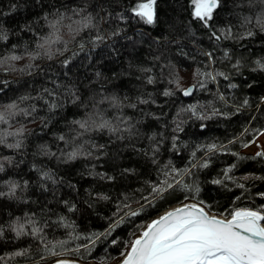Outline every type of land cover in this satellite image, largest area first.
I'll return each instance as SVG.
<instances>
[{"label":"trees","instance_id":"1","mask_svg":"<svg viewBox=\"0 0 264 264\" xmlns=\"http://www.w3.org/2000/svg\"><path fill=\"white\" fill-rule=\"evenodd\" d=\"M132 3L133 0H0V25L7 33V39H0V60L12 54L22 57L0 64V112L8 120L7 124L0 123V130L24 128L22 137L8 138L9 143L21 139L22 149L16 151L0 145V157H14L13 164H6L5 171L0 173V191H7L4 182L23 184L28 181L26 188L17 190L16 199L0 198V222L11 223L19 217L26 223L27 216L35 214L34 219L40 226L49 225L45 227L48 240L79 236L70 240L68 247L88 244L87 251L81 247L79 254H72L85 263L90 260L95 264L115 263L121 259L120 253L128 241L133 239V233H138L145 222L161 210L187 201L184 197L188 194L182 187L165 193L162 199H153L150 195L151 184L163 179L160 169L169 162L177 169L189 170L190 174L177 179H182L183 184L198 186L197 199L212 205L211 212L227 216L226 209L264 206V197L260 195L264 193V158L241 152L243 145L250 143L264 128V70L257 63L264 64V35L258 34L252 39H239L234 35L217 41L211 38L209 29L190 15V0H158L157 22L147 25L130 14L128 9ZM100 4H104L112 16L107 22L99 21V31L82 28L73 38L66 28H61L66 51L64 43L53 44L52 59L42 51L37 59L29 58L28 53L36 51L40 37L51 31L42 19L46 13L58 9L72 15L70 8L86 6L85 15L104 16L105 9L98 7ZM259 10V7L250 10L247 6L233 8L229 0L228 5L219 10L213 27L218 34L227 25L232 26L233 33L242 32L236 13L242 17ZM4 13L7 15H2ZM118 14H123L125 19L120 20ZM25 25L31 31L25 30ZM117 29L119 34L113 35ZM97 35L104 39L95 40ZM209 52L212 60L205 55ZM157 56L161 59H155ZM142 68L151 71L141 72ZM197 69L201 73L223 72L229 79L217 76L213 81L206 75L197 77L194 75ZM184 72H192L190 83L196 85L190 96L183 95V86L169 83L173 73L184 84L192 80L182 78ZM148 76L153 77L155 83L148 84ZM203 76L207 82L201 88L199 78ZM230 84L237 87L232 88ZM70 89L78 92L83 103H88L93 93L97 100L103 95L117 94L127 95L134 102L137 96L143 95L155 103L139 105L143 112L124 110L134 122L140 121L138 138L110 145L99 159L81 157L65 164L40 154L39 149L46 145L59 155L61 149L69 147L58 137L64 135L71 139L74 126L70 122L81 119L84 111L70 102ZM165 90L173 95L163 96ZM220 94L224 100L219 99ZM22 97L28 99L22 101ZM12 102L19 108L35 106L36 111L27 117L23 114L9 116L5 106ZM53 104L57 107H51ZM190 105L202 106L198 111L206 114H210L211 105L229 115L197 120L182 111ZM13 111L19 112V109ZM152 114L160 119H154ZM45 122L47 127H44ZM177 123L183 131L173 132ZM201 124L205 127L201 128ZM153 133L157 134V140H161L159 134L163 133L156 164L133 148L134 145L149 149L152 142L148 137ZM173 135L178 138L175 149L172 148ZM90 138L98 144L108 141L107 134L92 133ZM213 143L217 150L208 152L206 146ZM221 145L225 146L218 149ZM205 161L208 162L206 168L200 166ZM125 169L132 171L125 172ZM43 172H49L55 183L44 178ZM215 180L222 183L215 184ZM144 197L152 200L151 206ZM141 204L144 208L138 216L126 215L139 209ZM72 206L74 210L70 211ZM117 221L121 222L113 228ZM64 224L71 227L65 228ZM89 237L95 240L94 244ZM38 247L42 249L43 245L33 238H15L14 233L6 231L0 239V264L38 261ZM24 250H27L26 255H14ZM44 255L46 258L41 261L49 262L52 257Z\"/></svg>","mask_w":264,"mask_h":264},{"label":"snow or ice","instance_id":"2","mask_svg":"<svg viewBox=\"0 0 264 264\" xmlns=\"http://www.w3.org/2000/svg\"><path fill=\"white\" fill-rule=\"evenodd\" d=\"M229 0H190L192 11L190 15L201 25L210 30L211 38L219 41L222 38H232L234 35L239 39H252L258 34L264 35V0H231L233 8H240L247 6L250 10L259 7V12H253L251 15L239 17V27L243 29L242 32L233 33L231 25H227L220 29L218 34L217 30L213 27V22L219 13V10L228 5ZM157 4L158 0H133V3L129 5V12L134 17L147 25H154L157 22ZM15 8L16 6L13 5ZM98 7L105 9L104 16H100L97 13L93 16L91 13L86 15V6L78 8H70L69 11L72 15H66L60 12L58 9L51 14L46 13L43 16V21L47 27L51 30L47 36L40 37L39 43L36 45V51L29 52L30 59L35 60L41 54V51L49 59L53 58L54 53L51 51L53 44L64 43V50H67L66 42H63L61 28H66L70 35H78L81 29L96 28L99 31V21L103 20L107 22L111 19L112 13L106 10L104 4L98 5ZM2 15H7L4 13ZM51 17V18H50ZM73 17H81L80 19H73ZM120 20H124L123 14H118ZM95 21V23H94ZM25 30L31 31L28 25L24 26ZM120 32L117 29L113 35H118ZM0 39H7V33L3 31V26L0 25ZM104 37L97 35L95 40H103ZM83 47V45H81ZM59 54H63L59 49ZM209 60L213 59L212 53H206ZM227 55V53H226ZM22 59L21 56L12 54L0 60V64L7 63V61H16ZM155 59H161V56L155 57ZM68 63L67 60L64 61ZM259 67L264 70V64L257 62ZM29 68L32 65H28ZM141 72H150L151 69L142 68ZM199 77L206 75L211 80H215L217 76L223 77L228 80L229 77L223 72H216L215 74L201 73L199 69L194 73ZM100 76V73H97ZM147 83H155L153 77H147ZM169 83H176L179 86V79L173 73V79ZM201 88L205 85L203 82L199 83ZM232 88L237 87L235 84L229 85ZM252 85L250 84L249 87ZM193 85L190 88L181 89L184 96H190L193 92ZM48 92V89L44 90ZM103 91V89H101ZM51 94V93H49ZM173 93L170 90H165L163 96H171ZM70 102L73 105H77L84 109L81 119H73L70 123L74 126L73 136L71 139H66L64 135H60L58 139L64 141L67 149H61L59 155L56 152H51L46 145H41L39 152L42 155L48 157H54L59 163H70L77 159L92 158L99 159L102 155L106 154L108 147L117 142L131 141L134 137H139L141 133L137 128V124L140 121H135L132 116L125 115V109L139 110V105L155 103L154 100L145 99L143 95L137 96L135 101L132 102L131 98L127 95L123 97L117 94L103 95L101 99H96V93L89 98L88 103L81 101L80 95L74 89H70L68 92ZM150 96V94H149ZM28 97H22L21 100H26ZM220 100H224L223 94L219 95ZM264 100V98H262ZM248 103L247 100L244 101ZM91 105V108H89ZM106 105V107H105ZM9 116L15 117L17 114H23L24 116H31L36 111L35 106L30 108H19L16 102H12L5 106ZM51 107H57L53 104ZM202 106L190 105L184 112H188L197 120H208L215 116H222L227 118L229 113L222 112L221 110L212 107L210 114L198 111V108ZM19 109V112L13 111ZM154 119H160L159 116L152 114ZM0 123L7 124L8 120L5 114L0 112ZM44 127H47L45 122ZM201 128L205 125L201 124ZM183 131L180 123L176 124L173 132ZM247 131V129H245ZM107 134V143L98 144L94 139H91V134ZM24 134V128H18L15 131L0 130V145L7 147L8 149L19 151L24 147L21 139H15L14 142L9 143V137H22ZM161 140H157L156 133L148 139L152 142L149 149L133 148L135 151L140 152L151 163L156 164V156L160 151V145L163 142V133L159 134ZM259 135H264V132H260ZM88 136L89 139H84ZM178 138L172 136V148H176V140ZM77 141H79L77 143ZM252 143H256L255 140ZM244 147H249L248 144H244ZM206 150L213 152L217 150L215 143L207 145ZM195 153H193V156ZM256 156L264 157V151H258ZM14 162V157L3 156L0 157V173L5 171L6 164L11 165ZM200 166L208 167V162H203ZM125 172L132 171L131 169H125ZM230 171V169H229ZM160 174L163 179H157L155 183L150 186V195L153 199L164 197L165 193L169 191H175L177 187H182L185 195V200H192L190 203H181L180 206L175 207L172 210L164 212L159 215L158 218L152 219L142 230L138 233H133L134 238L130 239L125 247L124 251L120 253V264H264V206L258 208L250 207H235L232 209H226L228 218H220L224 213L218 215H211L212 205L208 204L204 200L197 199L199 195V187H193L182 183V179L177 177H183L188 175V169H177L171 166V162L168 165H164L160 169ZM43 177L53 180V176L49 172H43ZM108 179H113L108 177ZM215 184H221L222 181L215 180ZM7 191H0V198L16 199V193L18 189L26 188L28 181H24L21 184L18 181L4 182ZM240 188H244L243 184L238 185ZM44 188V185H41ZM44 190H47L44 188ZM261 197H264V193H260ZM102 199H108L107 196H102ZM149 206L152 204V200L144 197ZM67 203V202H65ZM121 206L118 205V209ZM127 207V205H124ZM144 205L141 204L137 210L130 211L126 215L138 216L143 211ZM70 211L74 210L72 206ZM27 215V214H26ZM34 215L27 216L26 223L21 222V219L17 217L11 223L0 222V239H3L6 231L15 234V238L23 236H29L36 240L38 244H42V249L37 248V252L40 253L39 261L44 260L46 257L44 253L52 257H61L66 253L79 254L81 247L86 251L88 250V244L78 245L75 248L68 247L70 240L79 239V236H70L69 239H62L57 241L48 240L45 233V227L49 225L45 224L40 226L39 222L34 219ZM63 217H61V223H63ZM121 221H117L113 228L118 226ZM65 228L71 227V225L64 224ZM97 236V234H93ZM98 238V236H97ZM92 243L95 240L89 237ZM115 243V241H113ZM27 254V250L17 251L15 256H23ZM2 259V257H0ZM55 264H76L75 260L70 259H56Z\"/></svg>","mask_w":264,"mask_h":264},{"label":"rangeland","instance_id":"3","mask_svg":"<svg viewBox=\"0 0 264 264\" xmlns=\"http://www.w3.org/2000/svg\"><path fill=\"white\" fill-rule=\"evenodd\" d=\"M182 75H181V77L182 78H184V77H187V78H189V79H191L192 78V72L191 73H189V72H184V73H181ZM202 82H204L205 84L204 85H206V82H207V79H206V77H200L199 78ZM198 80V79H197ZM193 81V78H192V80H189V82H186L185 84L184 83H182V82H180L179 81V86H183V89H186V88H189V87H192L193 85L190 83V82H192ZM176 84V83H175ZM177 85V84H176ZM260 132H264V128L260 131ZM259 132V133H260ZM259 133L257 134V135H255V137L251 140V142L250 143H248V145H249V147H244V148H242V150H241V152L242 153H244V154H247V155H252V156H256V153L258 152V151H264V135H259ZM253 140H255L256 141V143H252V141ZM225 145H221L218 149H221V148H223ZM255 154V155H254ZM262 158H264V157H262ZM184 202H186V203H189V202H193L192 200H187V201H184ZM175 205H180L179 203L178 204H174V205H172V206H170V207H168V208H166V209H163V210H161L159 213H157L155 216H157L158 214H160V213H162V212H164V211H167V209H169V208H171V207H173V206H175ZM218 215V214H217ZM154 216V217H155ZM154 217H152V218H154ZM152 218H150L148 221H150ZM147 221V222H148ZM145 224H146V222H145ZM144 224V225H145ZM143 225V226H144ZM143 226H142V228H143ZM141 228V229H142ZM140 229V230H141ZM134 238V237H133ZM72 254H74V253H66L65 255H63V256H61V257H58V258H60V259H70V260H75L74 259V257L72 256ZM50 257V256H49ZM52 257V256H51ZM57 257H52V258H50L49 260V262H43V261H41V262H39V264H49V263H51V262H53V261H56V259H58ZM51 259H52V261H51ZM85 263V262H84ZM30 264H32V263H30ZM36 264V263H35ZM85 264H95V262L94 261H92V260H90V261H88L87 263H85ZM111 264H113V263H111Z\"/></svg>","mask_w":264,"mask_h":264},{"label":"bare ground","instance_id":"4","mask_svg":"<svg viewBox=\"0 0 264 264\" xmlns=\"http://www.w3.org/2000/svg\"><path fill=\"white\" fill-rule=\"evenodd\" d=\"M255 155V154H254ZM183 203H186V202H183ZM180 205H181V203H179ZM176 207V205L175 206H173V208H175ZM164 212H166V211H164ZM164 212H162V213H160V214H158L157 216H155L154 218H152V219H155V218H158V216L159 215H162ZM211 215H217L216 213H214V212H211L210 213ZM220 218H228L227 216H220ZM151 219V220H152ZM150 220V221H151ZM150 221H148V222H150ZM148 222H146V224L148 223ZM145 224V225H146ZM142 230V229H141ZM75 259V258H74ZM75 261H76V263H78V264H85L84 262H82V261H80V260H77V259H75ZM37 261H33V262H30V263H32V264H35ZM119 262H120V259L118 260V261H116L115 263H113V264H119ZM49 264H55V261H53V262H51V263H49Z\"/></svg>","mask_w":264,"mask_h":264},{"label":"water","instance_id":"5","mask_svg":"<svg viewBox=\"0 0 264 264\" xmlns=\"http://www.w3.org/2000/svg\"><path fill=\"white\" fill-rule=\"evenodd\" d=\"M190 88V87H189ZM190 203V202H189ZM178 206H180V205H176V207H178ZM172 209H174L173 207H171V208H169V209H167V211L168 210H172ZM76 264H78V263H76ZM119 264H120V262H119Z\"/></svg>","mask_w":264,"mask_h":264}]
</instances>
